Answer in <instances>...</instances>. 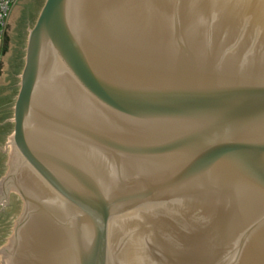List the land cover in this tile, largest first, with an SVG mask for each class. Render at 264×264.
Returning <instances> with one entry per match:
<instances>
[{
    "label": "water",
    "instance_id": "1",
    "mask_svg": "<svg viewBox=\"0 0 264 264\" xmlns=\"http://www.w3.org/2000/svg\"><path fill=\"white\" fill-rule=\"evenodd\" d=\"M25 1L0 264H264V0Z\"/></svg>",
    "mask_w": 264,
    "mask_h": 264
},
{
    "label": "flooded vegetation",
    "instance_id": "2",
    "mask_svg": "<svg viewBox=\"0 0 264 264\" xmlns=\"http://www.w3.org/2000/svg\"><path fill=\"white\" fill-rule=\"evenodd\" d=\"M39 2L41 3L42 0H27L24 2V7L26 8V13L30 14L34 8H36L39 5ZM8 27V23H7ZM7 27L5 29V32L3 35H5L3 41H1L0 44V73L3 72L4 68L7 69L8 75L13 77L14 75V70L17 68L18 64H20V57L16 56V52L18 50V44L20 43V38H21V33H20V28L18 27L15 29H8ZM10 31H12L10 33ZM13 31L15 33H13ZM2 35V36H3ZM16 51V52H15ZM21 203L20 200L14 196L13 194H10L9 196V203L8 206L5 207V209L10 210L12 214V210L14 209H20ZM4 209V210H5ZM8 216V213H7ZM13 216H10L11 220Z\"/></svg>",
    "mask_w": 264,
    "mask_h": 264
},
{
    "label": "built area",
    "instance_id": "3",
    "mask_svg": "<svg viewBox=\"0 0 264 264\" xmlns=\"http://www.w3.org/2000/svg\"><path fill=\"white\" fill-rule=\"evenodd\" d=\"M15 0H0V36L4 34L6 21Z\"/></svg>",
    "mask_w": 264,
    "mask_h": 264
},
{
    "label": "rangeland",
    "instance_id": "4",
    "mask_svg": "<svg viewBox=\"0 0 264 264\" xmlns=\"http://www.w3.org/2000/svg\"><path fill=\"white\" fill-rule=\"evenodd\" d=\"M3 39H4V35L3 36H0V44H1V41H3Z\"/></svg>",
    "mask_w": 264,
    "mask_h": 264
}]
</instances>
